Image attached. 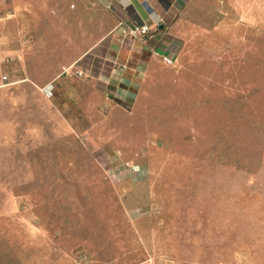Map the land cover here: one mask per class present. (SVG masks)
I'll return each mask as SVG.
<instances>
[{"label": "rangeland", "instance_id": "obj_1", "mask_svg": "<svg viewBox=\"0 0 264 264\" xmlns=\"http://www.w3.org/2000/svg\"><path fill=\"white\" fill-rule=\"evenodd\" d=\"M103 1L0 0V264H264V0H173L124 102Z\"/></svg>", "mask_w": 264, "mask_h": 264}, {"label": "crops", "instance_id": "obj_2", "mask_svg": "<svg viewBox=\"0 0 264 264\" xmlns=\"http://www.w3.org/2000/svg\"><path fill=\"white\" fill-rule=\"evenodd\" d=\"M101 4L106 5L103 8L110 4L116 7L111 11L115 14L113 21L107 16L110 25L97 34V41L92 45H97V57L103 62L97 72V79L103 81L105 88L111 89V98L117 97L124 102L129 98L127 96L131 93L133 81L140 73L138 69L143 67L140 58L143 59L142 56H146L145 53L148 52L153 61H144L145 66L152 65L156 60L152 54L153 50L163 51L164 46L168 47L170 38L168 21L178 4L173 0H104ZM97 9L100 7L97 6ZM100 18L101 16L97 20V25ZM159 21L163 27L157 29L152 38L133 39L129 34V29L134 23L152 26ZM102 45H105L104 48H101Z\"/></svg>", "mask_w": 264, "mask_h": 264}, {"label": "built area", "instance_id": "obj_3", "mask_svg": "<svg viewBox=\"0 0 264 264\" xmlns=\"http://www.w3.org/2000/svg\"><path fill=\"white\" fill-rule=\"evenodd\" d=\"M129 34L133 39H146L152 38L153 32L151 27L148 25L133 24L129 29ZM153 55L157 58L162 59L165 64H172V58L166 54H161L160 52L153 50ZM66 70V69H65Z\"/></svg>", "mask_w": 264, "mask_h": 264}, {"label": "clouds", "instance_id": "obj_4", "mask_svg": "<svg viewBox=\"0 0 264 264\" xmlns=\"http://www.w3.org/2000/svg\"><path fill=\"white\" fill-rule=\"evenodd\" d=\"M160 23V24H159ZM134 24H138V23H134ZM140 25H143V24H140ZM144 25H148V24H144ZM159 25H163V24H161V21H159L158 23H156L155 25H148L149 27H151V29H152V32L154 33L157 29H158V26ZM157 51V50H156ZM158 52H160L161 54H165V53H163L162 51H160V50H158ZM152 54H153V52H152ZM167 55V54H166ZM172 58V57H171ZM131 168V167H130Z\"/></svg>", "mask_w": 264, "mask_h": 264}, {"label": "trees", "instance_id": "obj_5", "mask_svg": "<svg viewBox=\"0 0 264 264\" xmlns=\"http://www.w3.org/2000/svg\"><path fill=\"white\" fill-rule=\"evenodd\" d=\"M132 90H133V91H132L131 93H129V96H127V98L129 97L128 99H130V97H131L132 95H133L134 97H135V95H136V91H135L134 89H132ZM133 96L131 97V100L135 99Z\"/></svg>", "mask_w": 264, "mask_h": 264}, {"label": "water", "instance_id": "obj_6", "mask_svg": "<svg viewBox=\"0 0 264 264\" xmlns=\"http://www.w3.org/2000/svg\"><path fill=\"white\" fill-rule=\"evenodd\" d=\"M163 27V25H160V27H158V29H161Z\"/></svg>", "mask_w": 264, "mask_h": 264}]
</instances>
